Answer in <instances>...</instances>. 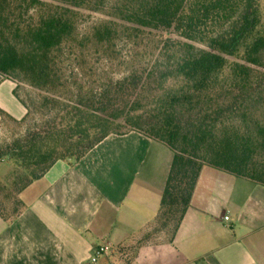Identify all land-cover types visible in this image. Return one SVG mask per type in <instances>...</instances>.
I'll return each mask as SVG.
<instances>
[{"label":"trees","instance_id":"obj_1","mask_svg":"<svg viewBox=\"0 0 264 264\" xmlns=\"http://www.w3.org/2000/svg\"><path fill=\"white\" fill-rule=\"evenodd\" d=\"M103 9L105 19L80 33L83 12ZM145 30L166 34L148 64L118 81L94 76L90 59L112 65L120 42ZM263 70L261 0H0V75L38 92L44 111L41 129L5 154L23 175L15 209L0 215L17 216L21 193L57 162L129 132L264 185V123L251 113L264 104ZM246 95L245 125L228 123ZM187 209L164 204L151 234L174 237Z\"/></svg>","mask_w":264,"mask_h":264},{"label":"crops","instance_id":"obj_2","mask_svg":"<svg viewBox=\"0 0 264 264\" xmlns=\"http://www.w3.org/2000/svg\"><path fill=\"white\" fill-rule=\"evenodd\" d=\"M15 91L0 75V111L20 120ZM20 198L17 216L0 215V264H264V185L178 159L138 132L57 162ZM164 204L188 207L174 237L151 234Z\"/></svg>","mask_w":264,"mask_h":264},{"label":"rangeland","instance_id":"obj_3","mask_svg":"<svg viewBox=\"0 0 264 264\" xmlns=\"http://www.w3.org/2000/svg\"><path fill=\"white\" fill-rule=\"evenodd\" d=\"M261 10L263 12L264 23V0H261ZM106 9L101 11H84L83 17L79 22V32H86L91 26L105 19ZM147 31L138 39L125 38L120 42L118 50L120 55L118 59L111 65L106 64L97 58L90 59L89 65L95 66L94 76L104 80L113 79L120 80L127 75L131 69L140 70L151 61V57L156 55L158 49V39L165 37L166 34L160 32ZM88 65V64H87ZM74 66L69 67V71H73ZM264 71V70H263ZM75 73H78L77 71ZM94 76L86 75V81L94 80ZM17 95L20 97L26 109L24 118L17 120L6 113L0 111V155L4 156L0 159V210L8 214L15 209L17 205L18 189L21 185V175L23 172L15 163V160L5 156L9 153L10 147L15 141L24 140L29 130L41 129L43 124L44 111L40 108L41 97L38 92L27 85L18 87ZM264 94V93H263ZM247 104L228 123L243 126L244 111L249 113V95H246ZM254 119H259L264 123V104L252 110ZM249 124V119H248ZM72 161V160H68ZM172 229V226L170 227ZM170 231V229H169Z\"/></svg>","mask_w":264,"mask_h":264},{"label":"built area","instance_id":"obj_4","mask_svg":"<svg viewBox=\"0 0 264 264\" xmlns=\"http://www.w3.org/2000/svg\"><path fill=\"white\" fill-rule=\"evenodd\" d=\"M225 220H229V217H225ZM109 250H110L109 246H102V247H100V248L96 251L95 257L92 259V261H93L94 263H96L98 257L101 256L102 254H104L105 252L109 251Z\"/></svg>","mask_w":264,"mask_h":264}]
</instances>
